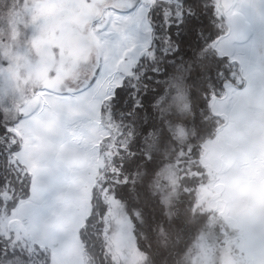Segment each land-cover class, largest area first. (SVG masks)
Here are the masks:
<instances>
[{
  "label": "rangeland",
  "instance_id": "374dc122",
  "mask_svg": "<svg viewBox=\"0 0 264 264\" xmlns=\"http://www.w3.org/2000/svg\"><path fill=\"white\" fill-rule=\"evenodd\" d=\"M140 1L145 6L158 0ZM164 1L180 5L179 0ZM129 2L0 0V108L8 121H14L13 131L22 135L23 102L30 95L52 90L73 104L94 80L106 83L108 89L95 125L85 106L74 105L71 118L89 122L83 127L72 124L73 134L79 140L68 142L69 146L60 140L52 157L58 163L53 168L61 172L52 177L69 180L70 166L63 160L67 156V160L74 158L81 147L91 150L94 154L87 158L91 161L87 169L93 188L56 187L47 190L52 207L41 200H29L12 213L2 210L0 236L7 241L2 264H94L87 256L79 231L90 213L93 192L101 194L107 204L103 236L115 264L147 261L146 254L137 246L125 205L109 192L111 183L126 180L121 177L114 157H123L130 136L128 123L122 117L113 118L109 101L115 86L122 83L123 73H132L137 57L153 58L152 42L147 41L143 26L138 29L132 24L116 27L108 23L104 31L92 23L101 11L129 7ZM214 4L220 25H228V30L212 46L238 64L239 72L232 73L236 84L227 81L220 96H211V109L219 117L218 128L201 145L199 161L207 174L196 187L188 215V224L194 227L191 234L186 226L179 230L171 221L180 200V178L194 173L200 176L201 172L194 170L197 164L189 158L193 144L186 128L169 120L176 144L153 183L169 223H162L158 238L164 244L169 242V249L175 251V264H264V0H214ZM170 14L169 10L164 13L166 26ZM143 65L139 75L147 79V66ZM160 99L164 116L189 110L188 91L179 79H170V88ZM26 138L28 130L25 146L13 155L12 161L22 159L24 165L36 172L40 161L35 160ZM173 147L178 150L175 158ZM33 186L32 196L38 195L41 190ZM3 198L8 201L10 194L3 193ZM22 220L26 225L21 224ZM25 226L30 235L23 233Z\"/></svg>",
  "mask_w": 264,
  "mask_h": 264
},
{
  "label": "trees",
  "instance_id": "16d2710c",
  "mask_svg": "<svg viewBox=\"0 0 264 264\" xmlns=\"http://www.w3.org/2000/svg\"><path fill=\"white\" fill-rule=\"evenodd\" d=\"M179 3L158 0L151 7L150 50L154 51V56L143 55L109 101L113 118L122 117L130 128L123 157H114L121 177L126 180L111 183L109 192L125 205L133 222L137 246L147 256L145 264H175V251L169 249V242L164 244L158 238L162 223H169L165 206L153 190L154 180L169 160L172 145L176 144L169 120L186 128L188 140L193 144L189 158L197 164L194 170L201 172L200 176L194 173L180 178V200L171 221L179 230L186 226L191 234L194 227L188 224V215L192 212L196 187L207 174L199 161L201 145L212 138L218 128L219 117L211 109V96H220L227 81L236 84L232 73L239 72L238 64L212 46L228 30V25H220L214 0H179ZM167 10L171 12L169 26L164 23ZM143 63L147 66L144 74L147 79L139 75ZM170 79H179L188 91L189 110L172 111L164 116L160 98L170 88ZM13 124L0 108V215L2 210L10 212L19 200L28 197L31 187L30 173L20 162L12 161L22 145L21 136L12 129ZM151 144L155 146L148 149ZM174 148L172 158L178 152ZM5 192L10 194L6 202ZM91 202V212L80 229L81 241L94 264H115L103 236L107 204L102 195L95 192ZM6 243L0 236V264Z\"/></svg>",
  "mask_w": 264,
  "mask_h": 264
},
{
  "label": "crops",
  "instance_id": "0c3cea01",
  "mask_svg": "<svg viewBox=\"0 0 264 264\" xmlns=\"http://www.w3.org/2000/svg\"><path fill=\"white\" fill-rule=\"evenodd\" d=\"M125 1L129 2V0ZM123 5H125L124 1ZM152 6L153 5L149 4L144 6L140 0H136L132 2L129 7L119 6L101 11L100 16L97 17L96 20H92V23L95 24L98 30L104 31H107L108 23L111 25H115L116 27H123L125 26V24H132L138 29L143 26L145 28V32L147 33V41L152 42V26L149 18V11ZM97 24H99L100 26H97ZM104 34L106 35V32ZM105 35L103 36V44H106ZM142 56L137 57L136 64ZM113 60L117 63V61L114 59V56ZM117 68L119 70V66ZM130 71L123 73V77L125 78L127 75H129ZM120 85H116L114 91ZM48 91L49 93L37 92L34 95H30L23 102V111L25 112V114L21 118V124L23 125L21 135V149H23V147L25 146V130H28V138L26 139L27 142L29 141L30 146L35 152V160L38 159L40 161V167L35 170L36 172H34L22 163V159L20 160L21 164L31 175L30 193L28 197L18 201L16 206L10 211L11 213L16 211L17 207L21 203L29 200H41L44 202V204L52 207V203L49 202V199H47L46 197L47 190L52 188L60 187L62 189L72 190H91L93 188V179L90 177V171L87 169L91 164V161L87 160V158L91 159L94 154L91 150L81 147L80 150L75 151L74 158H71V160H67V157H69L67 156L63 160V163L70 166L69 180H61L60 178H56V176L52 177L53 174L61 173H57L56 170L58 169L53 168L56 167L58 163L54 161L52 157L55 153L54 151L56 149V146L59 145L58 143L60 142V140H63L66 143V146H69L68 142L70 141L77 142L79 140L80 137H76L75 134H73V128H71L72 124L79 123V125H82L83 127L89 122L88 121L85 124L84 122H82V119L77 120L75 118H71V113H73L74 111L73 107L75 104L81 107H86V114L88 115V117L90 116L91 119L94 120L93 124L95 125L97 116L99 117L100 115L103 101H105L107 98L105 96V94H107L108 92L107 84L103 83L101 80H94L88 86V88L77 97L73 104L70 103L69 99L59 97L56 92L52 90ZM47 154H49L50 157ZM61 163L62 162L60 161V164ZM82 167H85L86 169L84 171L80 170V172H78V170ZM33 185H36L41 190L38 195L32 196V188L34 187ZM89 214H86V216ZM86 216L84 220H86V218L88 217ZM21 224L23 226L26 225V221L22 220ZM82 227H80V229ZM17 229L18 228H16L15 226L13 229L15 233ZM25 230L27 231L26 226ZM26 231L23 233L29 234L28 231ZM50 262L51 261L49 260V263Z\"/></svg>",
  "mask_w": 264,
  "mask_h": 264
},
{
  "label": "built area",
  "instance_id": "2783aa9c",
  "mask_svg": "<svg viewBox=\"0 0 264 264\" xmlns=\"http://www.w3.org/2000/svg\"><path fill=\"white\" fill-rule=\"evenodd\" d=\"M28 238V237H27Z\"/></svg>",
  "mask_w": 264,
  "mask_h": 264
}]
</instances>
